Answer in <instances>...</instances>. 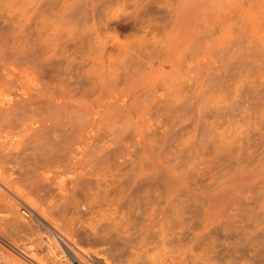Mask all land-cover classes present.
Masks as SVG:
<instances>
[{
  "label": "rangeland",
  "instance_id": "1",
  "mask_svg": "<svg viewBox=\"0 0 264 264\" xmlns=\"http://www.w3.org/2000/svg\"><path fill=\"white\" fill-rule=\"evenodd\" d=\"M1 43L39 125L0 118V264H264V0H0Z\"/></svg>",
  "mask_w": 264,
  "mask_h": 264
},
{
  "label": "bare ground",
  "instance_id": "2",
  "mask_svg": "<svg viewBox=\"0 0 264 264\" xmlns=\"http://www.w3.org/2000/svg\"><path fill=\"white\" fill-rule=\"evenodd\" d=\"M7 41V40H6ZM3 42V41H1ZM14 43V42H12ZM35 43H31L30 47L33 48L35 47L34 45ZM7 45V44H6ZM17 45V43H15V46ZM4 46V44H3ZM2 46V43L0 44V118L4 119L8 126H15L13 125V123L9 120H11L10 118H13V117H18L21 122L17 125L19 126V128H21L22 130V133L24 134V136H28L30 135L32 132H34L37 127H38V121H35L34 118H27L25 117V111H27L26 109H24L26 107V103H30L32 101V99L34 98L35 95H33L32 91L33 89L29 88L28 86L29 85V82H34L32 81V77H31V74L29 73L30 70H22L18 67V63L21 60L20 56H19V52L20 50H16V47L14 49V53L12 52L11 54V50L9 49L8 47V50H10V53L9 51H5L4 48H7L6 46L3 47ZM14 46V45H12ZM12 49V48H11ZM20 49V48H19ZM42 51V50H41ZM20 59V61H19ZM19 61V62H18ZM23 63V62H22ZM208 63V62H207ZM29 69V68H28ZM33 71V70H32ZM35 75V74H34ZM5 77V78H4ZM34 78V77H33ZM38 80V79H37ZM35 85V84H34ZM32 86V85H31ZM44 96L46 98V112H44V120H43V125H44V128H45V131L47 132V137L46 138V143L45 145L47 146L46 148V159H45V163L44 165L46 167H50L53 162H52V153L53 155L54 154H57L60 155L61 152L65 151L66 149H68V145H69V141L68 140H65L63 141V145H62V142L61 144L57 147V149H53L50 147V143H49V139H50V132L53 130V126H54V123H53V120L52 119V114H50V110H49V104L52 100V97L50 95V92L49 91H45L44 90ZM161 94V93H160ZM161 96V95H160ZM25 105V107H23ZM96 109V108H95ZM27 113V112H26ZM25 117V118H23ZM23 118V119H21ZM149 118V117H148ZM138 120V119H137ZM60 126V125H59ZM99 126V125H98ZM16 127V126H15ZM41 128V126H39ZM97 130V129H96ZM95 131H89V132H92L91 134H93ZM38 132V131H37ZM89 135V134H88ZM23 136V135H22ZM32 136V135H31ZM30 137V136H29ZM93 138V135L92 136H89L86 140L83 141V139H78L77 143L79 145V147H77L76 149H74L73 151V154L75 156H78L79 154L81 155H85L87 154L88 150L86 148V146H88V144L85 142L87 141L88 139H92ZM114 140V139H113ZM94 141V140H93ZM92 143V141L90 142ZM94 145V143H92ZM76 145V143H75ZM113 146V145H112ZM92 147V145L90 146ZM106 149V148H105ZM113 152V151H112ZM127 155V154H126ZM132 156V155H131ZM59 157V156H58ZM83 157V156H82ZM130 157V156H129ZM54 158V157H53ZM75 158V157H74ZM77 158V157H76ZM81 158V157H80ZM134 158V157H133ZM80 160V159H78ZM77 160V161H78ZM128 161V160H127ZM62 162V161H61ZM60 159H57L55 161V163L60 167ZM76 164V163H75ZM158 168V167H157ZM259 169V167H257ZM256 168V169H257ZM242 171H245V170H242ZM247 172H249L247 170ZM238 173V172H237ZM159 174L157 173V171H153V170H143V168L138 172L136 171L134 173V180H136V178H138L139 176L143 179L145 178H154L156 177V175ZM127 175V174H126ZM130 175V173H129ZM162 175V174H161ZM239 177V176H238ZM132 178V177H131ZM178 181V180H177ZM171 182V181H170ZM140 183V182H139ZM232 183V182H230ZM223 184V183H222ZM180 185V183L178 184L177 183V186ZM229 187V186H228ZM179 188V187H178ZM187 190V189H186ZM190 190V189H189ZM192 191V190H191ZM200 192V191H199ZM224 192V191H223ZM203 193V192H202ZM200 194V193H199ZM197 195V194H196ZM25 197V196H24ZM23 197V198H24ZM18 198H20L18 196ZM17 198V199H18ZM22 198V199H23ZM26 200L25 202H27V198L24 199ZM24 202V203H25ZM28 202L30 203V201L28 200ZM25 203V207H27L29 210H30V213L32 215H38L42 218L44 217H47L48 214L46 211V209H42L43 207L40 206L38 207V205H34L33 204V201L32 203L28 204ZM36 202V201H35ZM10 203V202H9ZM20 203V200L19 202ZM11 204L13 205L14 209L15 210H19L20 206L19 204ZM20 204H23L22 202ZM28 210V211H29ZM20 213V212H19ZM22 214V213H21ZM243 219V218H242ZM254 221V220H253ZM256 222V221H254ZM252 225V224H251ZM241 231V230H240ZM60 234H62L60 231H59ZM251 236V235H250ZM256 236V235H255ZM254 237V236H253ZM43 239V238H42ZM42 241V240H41ZM73 241H75L73 239ZM72 242V241H70ZM43 244L48 247L47 249L49 250L48 252H50L52 258H59L60 260L62 259H67L68 261L71 262V259L70 258H66L64 257L63 255L61 254H58L57 252H55V247H54V243H53V239L51 237H45L44 240H43ZM77 243L74 242L73 243V247L79 252V255H81V258L83 261L86 260V259H83V256H86L88 257V259L86 260V262L88 264H112L110 263L106 258H104L102 255L100 254H89V255H86L84 254L83 252H81L79 250V248L77 247L76 245ZM255 245V244H254ZM14 259L12 261H14L16 264H20V262H18V259H16L15 257H13ZM47 258V257H46ZM53 260V259H52ZM65 260V261H67ZM41 261H44V259H42ZM50 262V264H53V262L51 261V258H49V260H47ZM57 264H69L68 262L67 263H61V262H58ZM76 264V263H75Z\"/></svg>",
  "mask_w": 264,
  "mask_h": 264
}]
</instances>
